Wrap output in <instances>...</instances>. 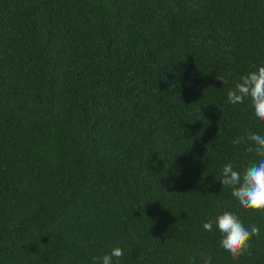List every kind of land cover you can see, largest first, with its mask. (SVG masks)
Segmentation results:
<instances>
[{
	"label": "trees",
	"instance_id": "16d2710c",
	"mask_svg": "<svg viewBox=\"0 0 264 264\" xmlns=\"http://www.w3.org/2000/svg\"><path fill=\"white\" fill-rule=\"evenodd\" d=\"M264 0H0V264H264V213L223 187L257 161ZM228 211L260 236L233 259Z\"/></svg>",
	"mask_w": 264,
	"mask_h": 264
},
{
	"label": "clouds",
	"instance_id": "9594fccd",
	"mask_svg": "<svg viewBox=\"0 0 264 264\" xmlns=\"http://www.w3.org/2000/svg\"><path fill=\"white\" fill-rule=\"evenodd\" d=\"M227 100L233 105L244 104L247 100L255 118L264 123V66L241 75L227 92ZM232 143L246 144L245 151L254 153L258 159L247 165L242 172L234 170L231 162L225 164L220 182L223 187L231 190L240 208L264 213V135L248 132L246 136L236 137ZM202 227L210 233L214 228L218 230L221 235L220 247L234 260L245 254L252 255L249 242L253 237L260 236L259 226H245L236 214L228 211L208 218ZM123 255L122 248L113 247L107 254L92 257V264H119ZM200 261L201 264H211L212 257L201 254ZM189 264H197L195 255L189 257Z\"/></svg>",
	"mask_w": 264,
	"mask_h": 264
}]
</instances>
